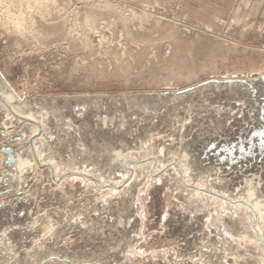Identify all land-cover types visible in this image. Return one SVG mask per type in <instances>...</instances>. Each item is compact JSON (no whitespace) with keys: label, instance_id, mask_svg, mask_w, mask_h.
<instances>
[{"label":"rangeland","instance_id":"1","mask_svg":"<svg viewBox=\"0 0 264 264\" xmlns=\"http://www.w3.org/2000/svg\"><path fill=\"white\" fill-rule=\"evenodd\" d=\"M12 9L34 26L0 13V151L32 165L0 168V264H264V0Z\"/></svg>","mask_w":264,"mask_h":264},{"label":"bare ground","instance_id":"2","mask_svg":"<svg viewBox=\"0 0 264 264\" xmlns=\"http://www.w3.org/2000/svg\"><path fill=\"white\" fill-rule=\"evenodd\" d=\"M53 2V0H0V5H7V9H2V10H4L5 11V14H6V12L8 11V12H10V9H12V7H15V8H23V7H27V8H29V7H31V8H36V9H38L39 10V12H41V16H42V18H44V16L45 15H43L44 14V12L46 13L47 11H46V9H45V7L46 6H49V4H51ZM1 6L0 7V13H2V10H1V8L2 7H5V6ZM118 8V7H117ZM149 8V7H148ZM151 8V7H150ZM45 9V10H44ZM113 9V8H112ZM13 10V9H12ZM47 10H48V8H47ZM134 10V9H133ZM4 11H3V13H4ZM113 11V10H112ZM7 12V13H8ZM113 12H115L117 15H120V16H124L125 17V15H123V14H121L120 13V11H119V9H117V10H114ZM2 13V14H3ZM38 13V12H37ZM40 14V13H39ZM98 14V13H97ZM114 14V13H113ZM144 14V13H143ZM4 15V14H3ZM8 16H6V19H10L9 17H12L11 18V20H15V23H16V29L17 30H19V31H21V33L22 32H26V30H28V29H30V28H32V25H33V23H30L29 21L30 20H28L27 19V17L26 16H24V14L23 15H17V16H15V13H12V12H10V13H8L7 14ZM49 15V14H48ZM94 15H95V13H94ZM146 15V14H145ZM0 16H2V15H0ZM5 16V15H4ZM147 16V15H146ZM8 17V18H7ZM119 17V16H118ZM41 18V17H40ZM46 18V17H45ZM121 18V17H120ZM141 18V17H140ZM2 19H3V17H2ZM124 19V18H123ZM162 19V18H161ZM178 19V18H177ZM93 19L92 18H90V23H92V22H94V21H92ZM165 20V19H164ZM127 21V20H126ZM144 21V20H143ZM157 21V20H156ZM159 21V20H158ZM33 22V21H32ZM123 22V21H122ZM125 22V21H124ZM89 23V24H90ZM149 23H151V22H149ZM95 24V23H94ZM142 24V23H141ZM159 24V23H158ZM163 24H165V25H162V24H160V25H162V27L164 28V29H166L167 30V33H169L168 34V37H171L172 39V41H175L176 40V45H174L175 46V51H173V55L171 54V58H172V60H170L169 62H167V65L169 64L170 65V68L172 67V69L173 70H175L174 68H178V69H180V71H184L185 70V68H188V66H189V62H188V60L189 59H187V57L185 56V54L187 53V49L188 48H191V47H188L187 49L185 48V46H187L186 45V43H188V42H186L184 39H181L180 37H176L175 35H174V33H175V29H174V24H172L171 23V21L169 22V21H166V23H163ZM92 25V24H91ZM123 25V24H122ZM125 25V24H124ZM150 25V24H149ZM156 25V24H155ZM177 25V24H176ZM181 25V24H180ZM34 26V25H33ZM126 26V25H125ZM145 26V25H144ZM187 26V25H186ZM141 27H143V26H141ZM158 27H159V25H158ZM129 28L130 27H128L127 26V29L129 30ZM139 28V27H138ZM146 28V27H145ZM149 28H151V27H149ZM33 29H35V31H36V28H34L33 27ZM132 29V28H131ZM24 30V31H23ZM133 30V29H132ZM138 30V29H137ZM194 30V29H193ZM18 31V32H19ZM34 30L33 31H30V33H32V34H34V35H42V36H44V37H49V36H52L53 34H55V33H59V34H62V32H61V27L59 26V25H57V24H54V25H51V26H46V27H41V28H39L38 30H37V32H35ZM143 31V30H142ZM150 31H151V29H150ZM161 32H162V30H161ZM127 33H130V35H135L136 36V34L138 33H136L135 34V32H132L131 30H129V31H127ZM23 34V33H22ZM31 34V35H32ZM143 34H145V33H143ZM177 34H178V32H177ZM203 34V33H202ZM63 35V34H62ZM163 35V34H162ZM166 35V34H165ZM23 36V35H22ZM180 36V35H179ZM38 37V36H37ZM132 37H134V36H132ZM138 35H137V37H135V38H137V39H135V40H137L136 42H140L139 40H138ZM140 38V37H139ZM147 38H148V36H147ZM152 38V37H151ZM164 38H166L165 36H164ZM39 39V38H38ZM71 39V38H70ZM146 40H148V39H145V38H143L142 39V41H146ZM150 40V39H149ZM153 40V39H152ZM170 40V41H171ZM69 41V40H68ZM147 42V41H146ZM145 42V43H146ZM190 42V41H189ZM193 42V41H192ZM191 43V42H190ZM85 44H87V43H85ZM137 44V43H136ZM158 44V43H157ZM172 44V43H171ZM210 44V43H209ZM216 44V43H215ZM153 45V44H152ZM188 45H190L189 43H188ZM193 45H194V47L192 46V49L190 50H188V51H190L191 52V54L192 53H195V54H197V53H202V52H204V48H206V46L204 47V46H202L201 44H200V42H198V41H195V42H193ZM195 45H196V47H195ZM213 45V44H212ZM86 46H88V45H86ZM141 46V45H140ZM173 46V45H172ZM209 46V45H208ZM210 48L212 47V46H209ZM217 47V46H216ZM228 47V46H227ZM233 47V46H232ZM208 48V47H207ZM142 49H145V48H142ZM213 49V48H212ZM208 50H210V49H208ZM146 51V50H145ZM195 51V52H194ZM207 51V50H206ZM212 51V50H211ZM224 51V50H223ZM130 52H136L135 53V56H137V55H140L139 56V58L140 57H142V55L144 54V50H131ZM220 52V51H219ZM209 53H211V54H206V55H204L203 56V54H202V56L204 57H201L202 59H204V61L201 63V65L203 66V64H206V63H211V61L213 60V58H212V52H209ZM132 54V53H131ZM189 55H190V53H189ZM216 55V54H215ZM117 56V55H116ZM135 56H134V59H135ZM190 56H192V55H190ZM197 56V55H196ZM118 57V56H117ZM130 57H132V55L130 56ZM144 57V56H143ZM138 58V57H137ZM189 58H191V57H189ZM134 59H133V61H134ZM137 60V59H136ZM166 60V59H165ZM164 61V60H163ZM193 62H195L194 60H193ZM126 64V65H125ZM124 65L125 66H122V67H120L119 69L120 70H124V69H127V68H129V66H130V63H129V65H128V62L127 63H125ZM212 64V63H211ZM165 65V64H164ZM167 65H165V66H167ZM168 65V66H169ZM208 65V64H207ZM131 66H132V64H131ZM167 66V67H168ZM207 67V66H206ZM166 68V67H165ZM189 70V69H188ZM192 71V70H191ZM126 72V71H125ZM121 73V72H120ZM179 73V72H178ZM184 73V72H183ZM180 74V73H179ZM191 74V73H190ZM260 75V74H259ZM253 81H251V83H249V84H253L252 83ZM234 84H236V83H234ZM252 86H254L255 87V85L253 84ZM256 89H259L260 87H255ZM261 90L263 89V91H264V88H260ZM259 89V90H260ZM259 108H264V105H262V107H259ZM38 129L40 130V128H38L37 126L34 128V132L36 133L37 131H38ZM260 134H262L263 133V135H264V130H261L260 132H259ZM2 151V150H1ZM0 151V168H1V165H3V163L4 162H6L7 160L9 161H11L8 165H11V167L12 168H15L16 170H20V169H23L24 167H27V166H29V165H32L30 162H27V161H24V160H18V159H15L14 158V155L12 154V156L11 155H8L7 153H4L5 155H6V159H5V155L4 154H2V152ZM8 157V158H7ZM5 160V161H4ZM14 176V175H13ZM260 188V187H259ZM254 189V188H253ZM256 192V191H255ZM251 197H255V195H251ZM257 199H258V197H257ZM255 204V203H254ZM259 204V203H258ZM259 206V205H258ZM260 207H261V204H260ZM254 208H256V207H254ZM258 208V207H257ZM257 210V209H256ZM220 212V211H219ZM254 212V211H253Z\"/></svg>","mask_w":264,"mask_h":264},{"label":"water","instance_id":"3","mask_svg":"<svg viewBox=\"0 0 264 264\" xmlns=\"http://www.w3.org/2000/svg\"><path fill=\"white\" fill-rule=\"evenodd\" d=\"M264 79V78H263ZM241 82V83H247V80H228L227 82L228 83H230V84H232V83H235V82ZM249 87H250V89L254 92L255 90H256V88L254 87V86H252L251 84H249ZM255 94V93H254ZM264 105V104H263ZM260 117V118H259ZM259 119L261 120V121H263L264 122V113H261L260 111H259ZM261 130H254V132H253V135L251 136V137H253V136H259L260 137V135L261 134H259V132H260ZM214 146H212V148H213ZM240 150H241V152L242 151H244L245 152V148L243 147V146H241L240 147ZM2 151L4 152V153H7L8 155H11L12 156V154H13V149L11 148V147H5V148H2ZM217 152H219V151H217ZM230 153H231V156H234L233 154H234V152H233V150H230ZM222 159H225V158H222ZM12 161V160H11ZM10 160L8 161L7 160V164H9L10 162H11Z\"/></svg>","mask_w":264,"mask_h":264},{"label":"crops","instance_id":"4","mask_svg":"<svg viewBox=\"0 0 264 264\" xmlns=\"http://www.w3.org/2000/svg\"><path fill=\"white\" fill-rule=\"evenodd\" d=\"M99 182V181H98ZM101 183V182H100ZM102 184V183H101ZM103 185V184H102ZM187 185H190V184H188L187 183ZM195 188H197V189H200L199 187H195ZM202 190H204V191H207V190H205V189H203V188H201ZM259 203V202H258ZM259 204H261V203H259ZM260 208L261 209H263L264 208V205L263 204H261V207H260V205H259V207H258V210H259V212L261 213V211H260ZM264 212V211H263Z\"/></svg>","mask_w":264,"mask_h":264}]
</instances>
